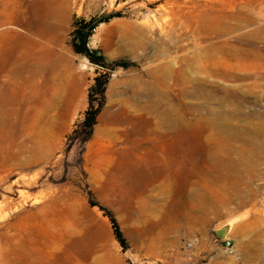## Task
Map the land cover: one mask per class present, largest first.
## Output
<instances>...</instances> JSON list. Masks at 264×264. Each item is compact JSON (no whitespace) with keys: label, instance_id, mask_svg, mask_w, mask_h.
I'll return each instance as SVG.
<instances>
[{"label":"rangeland","instance_id":"374dc122","mask_svg":"<svg viewBox=\"0 0 264 264\" xmlns=\"http://www.w3.org/2000/svg\"><path fill=\"white\" fill-rule=\"evenodd\" d=\"M36 1L2 0L0 8H23L34 20L40 12ZM64 1L62 35L50 52L52 63L60 59L54 69L52 63L42 72L30 66L12 80L4 66L18 30L10 27L0 39V263L23 264L19 254L25 250L32 264H264V145L248 170L233 168L242 182L236 183L237 176L229 183L234 202L223 218L196 213L187 200L193 183L212 187L201 180L213 169L201 158L205 147L199 136L205 131L197 123L189 130L191 149L179 145L170 169L176 197L167 193L164 178L141 195L135 192L138 174L159 167L149 158L166 148L163 131L149 126L156 123L151 109L166 90L153 86L148 74L163 53L155 44L136 55L122 46L133 32L146 31L154 42L183 40L181 45L190 47L194 29L182 25L187 13L180 12L189 0ZM251 10L226 5L223 12L230 19ZM204 15L194 12L191 18ZM77 30L87 36L90 58L75 52ZM188 76L205 78L197 70H188ZM210 80L219 95L216 87L225 89V82ZM61 87L63 101L54 96ZM169 93L173 99L179 94ZM253 100L247 110L263 111L264 103ZM209 106L220 109L224 103L219 99ZM95 111L96 125L86 141L85 123ZM48 143L47 159L28 165L31 151ZM191 153V161L184 162ZM213 184L215 194L219 185ZM161 234L168 242L148 252Z\"/></svg>","mask_w":264,"mask_h":264},{"label":"bare ground","instance_id":"6f19581e","mask_svg":"<svg viewBox=\"0 0 264 264\" xmlns=\"http://www.w3.org/2000/svg\"><path fill=\"white\" fill-rule=\"evenodd\" d=\"M37 1L40 12L34 20L23 8H0V39L12 32L10 27L18 30L16 40L7 49L4 66L12 80L18 79L24 70H30V66L39 72L49 66L52 63L50 52L62 35L65 1ZM226 5L246 6L252 10L248 15L237 14L227 19L223 12ZM180 12L187 13L182 25L194 29L190 47L181 45L183 40L167 42L160 37L154 42L146 31L133 32L122 46L126 52L136 55L155 44L158 52L163 53V60L148 74L153 86L166 90L159 95L156 108L151 109L156 123L149 122V126L163 131L161 142L166 148L149 158L150 163L159 167L138 174L140 181L135 192L141 195L146 192L147 185L164 178L169 185L167 193L176 197L174 173L170 169L177 163L179 145L191 149L193 135L189 130L197 123L205 131L199 136L205 147L201 158L213 169L211 174L203 172L201 180L207 181V185L211 183L212 187L208 190L193 183L187 200L196 213L212 212L216 218H223L225 208L234 202L229 183L237 176L236 183L242 182V176L233 168L241 166L244 171L248 170L247 167L258 158L256 151L264 145V109L247 110V103L252 98L257 106L264 103V0H189L180 7ZM194 12L205 15L192 19ZM59 63L60 59L54 60L53 69ZM188 70H197L205 78H190ZM212 78L225 82V89L216 87L219 95L213 92L216 82L211 81ZM247 82L252 83L247 85L249 88L244 86ZM177 91V98H171L169 92ZM54 96L63 101L64 89H55ZM191 97L198 98L200 103L184 102ZM219 99L224 103L222 108L209 106L210 102ZM50 146L48 143L38 151H31L28 165L43 163L50 154ZM250 149L248 155L246 151ZM186 156L182 160L190 162L192 153ZM215 181L219 185L216 195L213 192ZM168 239L161 234L146 248L147 251L158 252ZM19 257L23 264H32V258L25 250L20 251Z\"/></svg>","mask_w":264,"mask_h":264},{"label":"trees","instance_id":"16d2710c","mask_svg":"<svg viewBox=\"0 0 264 264\" xmlns=\"http://www.w3.org/2000/svg\"><path fill=\"white\" fill-rule=\"evenodd\" d=\"M76 34H77V37L79 36L81 38H78V39L75 38V45H74L75 52L79 55H85L88 58H90L91 54L87 48V43H88L87 36H85L83 34L82 30H77ZM78 41L81 44H79ZM98 114H99V111L88 113V119L85 123L86 135H87L86 141H88L92 135L93 128L96 125V120H97ZM110 218H111V222L115 228L117 239L121 242V244H123L124 240H123V236H122V233L120 231V228H119L116 220L113 217H110Z\"/></svg>","mask_w":264,"mask_h":264},{"label":"built area","instance_id":"2783aa9c","mask_svg":"<svg viewBox=\"0 0 264 264\" xmlns=\"http://www.w3.org/2000/svg\"><path fill=\"white\" fill-rule=\"evenodd\" d=\"M227 245H228L229 247H231V242H230V241H228Z\"/></svg>","mask_w":264,"mask_h":264}]
</instances>
